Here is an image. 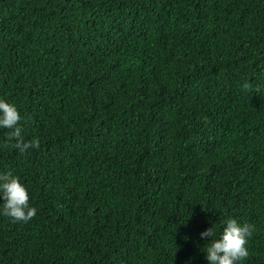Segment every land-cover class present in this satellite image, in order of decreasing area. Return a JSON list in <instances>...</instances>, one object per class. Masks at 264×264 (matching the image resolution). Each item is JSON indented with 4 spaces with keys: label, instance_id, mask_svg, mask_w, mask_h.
I'll return each instance as SVG.
<instances>
[{
    "label": "trees",
    "instance_id": "16d2710c",
    "mask_svg": "<svg viewBox=\"0 0 264 264\" xmlns=\"http://www.w3.org/2000/svg\"><path fill=\"white\" fill-rule=\"evenodd\" d=\"M0 99V264H209L228 218L264 264V0H0Z\"/></svg>",
    "mask_w": 264,
    "mask_h": 264
},
{
    "label": "clouds",
    "instance_id": "9594fccd",
    "mask_svg": "<svg viewBox=\"0 0 264 264\" xmlns=\"http://www.w3.org/2000/svg\"><path fill=\"white\" fill-rule=\"evenodd\" d=\"M248 85L245 84V87ZM21 115L17 107L0 99V129L8 130V141H15L11 146L21 154L30 148L39 149V139L25 142L23 129L20 126ZM0 195L3 198L2 214L14 222L27 223L37 214V209L30 206V195L20 178L11 171L0 174ZM220 237L217 238L215 224L201 233L202 239L212 237L211 243L206 245V259L209 264H239L249 256L246 247L249 238L255 231V225L245 223L241 225L234 218L223 221ZM187 239V237L185 238Z\"/></svg>",
    "mask_w": 264,
    "mask_h": 264
}]
</instances>
